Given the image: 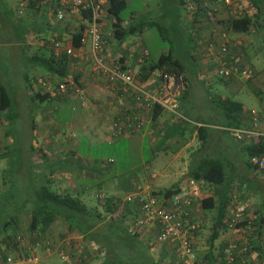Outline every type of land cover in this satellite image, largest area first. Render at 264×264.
I'll use <instances>...</instances> for the list:
<instances>
[{"label":"crops","instance_id":"0c3cea01","mask_svg":"<svg viewBox=\"0 0 264 264\" xmlns=\"http://www.w3.org/2000/svg\"><path fill=\"white\" fill-rule=\"evenodd\" d=\"M20 1L21 0H13V2L10 4L9 0H0V55H3L5 57H9L11 53H13L12 57L18 55L19 59H21L22 65V69L20 71H17L19 83H15L10 89L4 83L8 84L10 82L12 83L13 81V78H11V76L14 75L11 60L8 62L9 67H4V69H0V84L6 88L8 95L11 98V103L17 113V118L20 115L21 104L26 103L29 106V104L32 103L28 98L29 91L26 89L27 86L25 83V77L30 83L29 88H31L32 90H36L39 88L45 90V88L42 87L40 80H46L48 82V85H50L51 87L60 81L47 74H44V72L40 68L36 67L30 60V57L34 56V53L43 50V48L45 47L44 43L42 42L43 39H50L51 36H56L58 39H60L59 41L62 46H69L70 33L81 23H84L85 26L82 32L85 36L86 28V22L81 18L78 12H73L70 14L66 13L61 23L59 21L52 20L53 16L44 8L24 7L21 13L22 15H19L16 13V10L19 7ZM106 1L107 0H105L104 3H106ZM255 1L258 2V5L260 4V13L256 12V9L250 3V0H230L229 5H225V3H223L221 0H217V10L215 14L211 17H205L199 11L190 12V15H185L186 11L184 7L187 4L188 0H183L182 5L180 4V0H155L150 3H147L146 7L141 10H135L130 12L129 16L124 18L123 22L125 25L130 20L136 19V17L138 16L141 17V15L144 16L146 12H148L153 16V18L145 17V20L157 21L155 19L154 12L157 11L159 6H163L164 8H166V17L168 19L169 24H166L167 20L163 21L165 18V15L163 14H161L160 16L156 14V17H158L159 19V21L157 22H159L162 26L166 28L168 35L170 34V37L172 39L175 38L174 40L176 42L170 44L168 48L164 50H159L157 56L161 53H166L169 50L172 51L174 56L178 58L183 65L182 76L185 78V87L182 93H180V95L177 97L176 109L174 112L165 109L158 110L154 115L151 114V117L145 122L139 132L133 134H138L140 139H145L147 142L148 149L151 152H153L155 149H159L164 152L171 150L173 158H180L181 166L183 167L180 173H182L183 176L175 184L180 185L184 182L188 168L202 156L201 154L195 155L193 153L194 151H192L191 148V142L196 137L195 127L205 126L206 130H210L209 134H212L211 132L213 129H216L220 132L223 131L222 129H224L223 119L216 108H213L211 111L214 113H216L215 111H217L216 115L219 114V117L221 118L220 122L204 123L201 120H195L194 118L189 117L187 110L188 105L184 102V99H186V94L190 88L189 80L192 75L196 77L197 74H202V77L199 78L203 79H206V76L209 77V79L214 76L218 78V75L215 71V59L211 53L207 52L206 45L207 42H209L210 40L215 45H218L220 43V33L223 31H225V33L227 34L226 36L229 39L228 49L231 56V61H238V58L239 56H241L244 49L243 47H241V42L237 39L244 40V37L250 35L251 32L256 33V29H261V27H259L260 21H264V0ZM8 11H12L11 19L10 17L8 19L6 18V15H9ZM241 12H245L247 15H250L253 18L254 26L250 28L246 33H233L230 30H227L225 26V21L228 19V17H230L233 13ZM102 17L104 20L102 26L103 34L107 39L110 35V21L112 19H110L109 16L105 13ZM160 19H162V23ZM146 28L148 27H144L140 32H135L133 34L128 35L121 44H114L113 49L111 48L112 50L106 47V49L104 50V54L105 56L108 55L109 58H112L113 56L115 57L118 52L123 50V62L132 71L136 80H138L142 87L146 89H154L158 86L159 83L157 71L150 72L149 74H147L145 79H139V75L141 74V67L143 66L144 62L149 63L148 61L154 60L150 59V52L148 51L147 45L143 39V34ZM83 44L84 45L81 49L84 51V53H86L89 48L88 40L86 39V37L84 39ZM138 52H144L146 54L147 58L143 62L138 60ZM65 72L67 76L66 78H71V76H75L76 78H78V81L83 82L82 87H80L82 94L80 95V97H75L72 94H68L64 97H60L58 100H65L69 98L74 99L75 101L71 100V102L73 103V108L75 112H77V114L81 112L82 116H85L84 113L86 111H101L100 113L94 114L95 120H98V124L96 127L98 130L97 133H104L106 137L108 136L113 139L120 137L111 134L110 125L113 117L121 112V108L123 106L118 96V90L113 91L108 89L105 82L101 78L93 76L88 63H81L75 58L69 61L66 66ZM259 73H261L262 77L264 78V67L263 69L261 68L259 70ZM243 79L244 78L240 77L234 78L233 80L239 81L237 82V84L235 83V81H229L227 83H223L221 81L223 84L222 88L224 89V91H226L225 93L232 94L239 89L238 84H240L241 80ZM202 82L203 83L200 84L206 90V86H208L209 80L206 79ZM201 85H199V88H202ZM205 92L207 94V91ZM225 93H218L213 95L225 97L227 96ZM87 96L91 97V101H86ZM206 100L209 101V98ZM27 105H24L25 108ZM241 114L243 120L244 118H246V120L250 119V115H248L247 112L243 109V106ZM2 115V112H0V126L5 125V121L3 120ZM29 118L30 117L28 116V119ZM41 118H43L42 115ZM31 123H34V128L31 130V133L35 135V122L31 120ZM101 125H104V127L100 129ZM248 129H253L258 132L252 126H250V128ZM169 132L170 135L168 134ZM6 133L8 134L7 131H4L0 128V142H2V138L6 135ZM261 133L264 134V132ZM185 134H187V136H185ZM228 134L232 138H234L231 132ZM209 137L211 136L209 135ZM157 144L159 146H157ZM170 144L171 146H169ZM237 147L240 148V143L237 145ZM197 149L199 152L200 148ZM46 154H49L50 156L52 155V153L50 152H46ZM63 154V151H59L58 157L63 158ZM65 154L66 156H68L67 152ZM71 154L74 153L72 152ZM3 155L4 151L1 150L0 156ZM67 159L68 157L66 158V160ZM108 159L110 161L105 164L109 165V163H112V159ZM103 163L104 161L101 164ZM222 163L224 165V170L228 178V184L218 187V191H220L218 192V195L219 193H222V196L223 194H226V191L228 193L230 190L236 194V191H234L233 189H235V187L238 188V185L236 182H232L233 180L231 179V176H235V172L233 170H230L228 166H225L223 161ZM78 165L81 168H86L85 170L80 172L81 174H86L87 169H90L89 172L91 171V174H93V172H101L105 168V166L102 167L103 165L99 167L94 165V162L92 160H90L89 162L86 161L85 163L78 162ZM78 165L76 163L65 164L62 162L60 164V167L62 166L63 169L61 171H59V169L57 171L55 170L54 172H52V174H59V177L61 176V174L67 175L72 172V170ZM132 167L138 168V165L135 164L132 165ZM112 171L117 170L112 168L110 172ZM76 173H78V171H76ZM100 174L104 176V179L97 180V182L102 184L105 183L108 179V181L111 182V187L114 188L111 191H106V194L108 195H114L120 198L121 196H119L116 192L117 190L121 189L125 196L128 192L132 190V187L135 184L133 183L134 178H118L115 174L109 175L107 176L108 178H105L104 173L101 172ZM88 179L89 176H87V180ZM115 179L117 180L114 182ZM87 180L84 181L87 182ZM84 181L81 182L80 189L78 190H83L84 188H86ZM215 189L217 188L212 185L205 184L202 187L201 196L214 194ZM103 194L104 193H102V195ZM228 204L229 203H227L225 206V216L230 211ZM29 206L30 203L27 202V200L25 199L21 202H18L16 209V217H11L14 219V221L17 222L16 230H18L19 234H22L23 237H26L27 240H24L22 244L14 243V246H12L11 238H13V236L11 238L10 234H5L4 236H2L0 239V264H3L7 257L10 258V261L7 264H11L13 261H18V259L19 261H22V259L24 258V260H27L29 254L35 255L38 262L39 255H43L47 252H50V250L47 251L45 249L46 247L44 244L46 240L49 241L50 245L53 246V249L54 247H57V249L59 248L61 250L66 251L67 260H70L72 262L76 260L79 262H85L87 260V258H82V252H85L86 249L89 253H91L93 250V246L87 244L81 238V234L76 231H65V236L60 241H56L57 237H55V235H58V232L55 229L57 228V225L53 224L47 230H45L42 236L39 237L36 235L39 238H36L35 240L36 236H32L28 233L29 231L26 230V224L29 219ZM215 212L216 211L214 208L207 210L200 209L201 224L193 234L194 250L199 258L208 260V263L210 264H224L222 249L230 242H236L237 244L243 243L246 237L242 231L235 232L231 228L227 227L224 230H220L218 232L217 237L212 241L211 244L207 243L203 238V234L209 232V228L211 227V224L214 218L216 217ZM247 213L248 212L245 213V216H247ZM247 226L248 225H245L243 226V228ZM253 244L258 246V249L254 248L252 251H250L246 255H242L240 258L234 257V260L231 264H264L263 247H260V244L258 243ZM73 247H78V249H80L76 252L78 255H80L77 259L76 257L71 256L73 253L72 249H74ZM157 247L165 250V253H160L158 256L152 253L151 256L157 262H161V260L164 261L165 259L167 261L168 257L165 256H168V250L166 249V247L164 245H157ZM21 250L23 254H27L28 256H23L20 253ZM149 251L153 252L152 248H150ZM242 260L243 262H241Z\"/></svg>","mask_w":264,"mask_h":264},{"label":"rangeland","instance_id":"374dc122","mask_svg":"<svg viewBox=\"0 0 264 264\" xmlns=\"http://www.w3.org/2000/svg\"><path fill=\"white\" fill-rule=\"evenodd\" d=\"M9 1L10 4L13 2V0ZM152 1L155 0H126L127 6L123 14L128 15L130 11L141 10L146 7L147 3ZM156 14L159 16L161 14L165 15L163 21L167 20L166 24H169L166 17V8L159 6L157 11L154 12L155 19L159 21ZM141 17L153 18L148 12L144 16L141 15ZM160 21L161 23L163 22L162 19ZM259 27H261L260 30L256 29V33L251 32L250 35L244 37V40L235 38L241 42V47L244 49L239 63L250 68L253 67L252 78L241 80L240 84H238L239 89L232 94H228L225 93L226 91L222 88L223 84L217 77L214 76L209 79L206 76L209 84L205 90L201 84L206 79L199 78L202 77V74H197L196 77L192 75L193 77L191 76L189 80L190 88L186 94V99H184L185 104L188 105L187 110L190 118L201 120L204 123L220 122L221 118L219 114L216 115L217 111H215L216 113L211 111L216 107L206 100L208 98L205 91L212 94L225 93L232 99L239 101L247 114L253 109L255 114L249 116L250 123L253 122L252 117L254 118V126L252 124L251 126L260 132L259 134L264 132V78L259 73V70L264 67V21H260ZM168 36L169 38L167 40L161 39L156 26L146 28L143 39L150 52L151 60L157 57L159 50H164L170 44L176 42L174 40L175 38L172 39L170 37V34ZM12 54L9 57L0 55V69L9 67L8 62L10 60L12 62L14 75L11 78H13V81L8 84L4 83L9 89L15 83H19L17 71L22 69L21 59H19L18 55L12 57ZM237 82L239 81H235L236 84ZM199 85L202 88H199ZM90 99L91 97L87 96L86 101H91ZM71 100L75 101L72 98L65 100L48 99L41 103L29 104V106L26 103H22L18 118L10 120L9 123L5 121V125L0 126L1 129L8 132V134L6 133L3 136L2 142H0V152L1 150H5L6 152L3 156H0V239L5 234L12 235L14 231V226L7 225L4 228L1 227V222L9 217H16L17 203L23 201V198H31L37 185H48L50 189L59 193H79L81 199L87 206L101 211V203L97 199L99 197L97 194L102 195V193L114 189L111 187V182L108 179L102 184L97 182V180L104 179V176L100 174L101 172L104 173L105 178L114 174L118 178H134L133 183L139 184L142 187L148 186L153 191L167 188L182 178L183 175L180 173L183 168L181 166V160L180 158H173L171 150L164 152L155 149L151 152L148 149L146 140L140 139L138 134L120 136L113 139L108 136L106 137L104 133H97L98 130L96 127L98 120H95L94 114L100 113L101 111H86L84 113L85 116H82L80 112L78 115L73 108ZM24 105H27L26 108ZM41 115L43 118H41ZM28 116L30 117L29 119ZM150 117L151 114L149 115ZM31 120L35 122V135L31 133ZM102 127L104 125H101L100 129ZM209 131L206 130L207 135L203 145L200 144L197 136L192 140V151H194L193 153L195 155L201 154L202 156L218 157L224 162L225 166H228L230 170L235 172V176L232 177V182H236L239 185L238 188L235 187L233 190L236 191L238 199L243 196L241 201L246 203L247 214L251 217L258 207L264 208V178L261 173H256V171H252L245 166V151L237 147L239 143L234 138L228 133L220 132L216 129L212 130V134H209ZM31 145L36 148H42L44 152H50L52 155L44 154L46 160L43 158L41 159V163L34 164L33 155L35 149L32 150L30 148ZM157 146L159 145L157 144ZM197 148H200L199 152ZM59 151L64 152L63 158L58 157ZM66 152L68 156H66ZM72 152L74 154H71ZM67 157L68 159L66 160ZM108 158L112 159V163H109V165L105 164ZM90 160L94 162V165L98 167L103 165L102 167L105 166V168L101 172H93V174H91V171L89 172L90 169H87L86 174H81L80 172L86 168L76 166L67 175L61 174L60 177L59 174L49 175L51 171L54 172L58 169L61 171L63 169L62 166L60 167L62 162L65 164H73L78 162L85 163ZM103 161L104 163L101 164ZM135 164L138 165V168L132 167ZM112 168L117 171L110 172ZM87 176H89L88 180ZM84 180H87V182ZM83 181L86 188L78 190ZM116 193L121 196L120 200H122L124 197L123 191L119 189ZM232 194L230 190V199ZM123 225L126 231H128L126 221H124ZM55 230L58 232V235H55L57 237L56 241H60L65 236V227L57 226ZM115 230L114 228L107 227L101 232V235L110 242L113 241L115 245L114 250L116 251V263L124 261L125 259L131 260L133 253L126 248L123 240L119 238L121 236ZM203 235L205 239L207 232ZM91 246H93L91 253L86 249L85 252H82V258H87L85 262H79L77 260L72 262L67 260L66 251L57 249V247L53 249V246L50 245V252L39 255L37 263L106 264L104 263L106 261L104 250L98 249L96 245ZM150 248L153 251H149L150 255L154 253L158 256L165 251L157 247L156 244ZM77 250L80 249L78 247L72 249L73 253L71 255L72 257H76V259L80 256L76 253ZM61 251L64 253V258H61L59 254ZM20 253L24 256L22 250ZM24 259L22 261L18 259V261H13L11 264L16 262V264H30ZM160 263L166 264L167 261L166 259L164 261L161 260Z\"/></svg>","mask_w":264,"mask_h":264},{"label":"trees","instance_id":"16d2710c","mask_svg":"<svg viewBox=\"0 0 264 264\" xmlns=\"http://www.w3.org/2000/svg\"><path fill=\"white\" fill-rule=\"evenodd\" d=\"M96 1V0H94ZM206 1V4H210L212 0H188L187 4H193L194 10H187V4L183 5L185 8V15H190V12H197L199 11L205 17H211L206 14V8L203 3ZM183 0H180V4L182 5ZM250 3L256 9V12L260 13V4L255 0H250ZM127 6L126 0H107L104 5L102 4V11L103 14L109 16L110 19V35L106 39L105 35L103 34V17H100L101 23V30H102V38L104 40L103 44V52L108 47L110 50L113 49L114 44H121L125 38L133 34L135 32H140L144 27H153L156 26L160 33V38L167 40L169 38L168 32L164 26H162L157 21H146L143 17H136V19L130 20L127 24L124 25V18L128 15H124V10ZM26 8H41L35 6L32 1L28 0ZM17 11V10H16ZM47 11V10H46ZM9 15H6L8 19L12 16V11H8ZM132 12V11H130ZM129 12V13H130ZM198 12V13H199ZM81 18L86 22L90 18V8L87 9H80L78 12ZM21 14V13H20ZM19 14V15H20ZM54 16V12L50 13ZM133 14V13H132ZM194 14V13H193ZM22 15V14H21ZM103 16V15H102ZM131 16V15H130ZM19 19V18H18ZM63 21V20H61ZM60 21V23H61ZM85 24L81 23L78 27H76L70 33L69 39V46L73 49H77L78 47H83V42L86 36L82 32L84 29ZM225 26L227 30H230L233 33H246L250 28L254 26V20L250 15H247L245 12L241 13H233L228 19L225 21ZM225 32V31H224ZM87 39V37H86ZM56 36H51L50 39H43V43L45 47L43 50L34 53V56L30 57L31 62L38 68H40L44 74H47L53 78H56L60 81L64 80L66 76V66L70 60L73 58L77 59L82 63V60H79L77 57L71 56L66 54L64 50H58L56 53L54 51L53 44L54 42L60 43ZM88 40V39H87ZM112 48V49H111ZM229 45H227V53L225 55V59L229 63V65L233 64H240L239 56L238 61L232 62L231 56L229 53ZM123 50L118 52V54L112 58H109L108 55L105 56L106 61L110 64H116L120 69H127L130 70L123 62ZM146 54L143 52H138V60L143 62L146 59ZM149 63L144 62L143 66L141 67V74L139 75V79H145L147 74L152 71H157L158 73H168L172 74L176 77H180L183 82V90L185 87V78L182 76V69L183 65L181 61L174 56L172 51H168L166 53L159 54L156 59L153 61H148ZM232 62V63H231ZM88 63V62H85ZM89 64V63H88ZM90 68V64H89ZM131 71V70H130ZM251 71L252 68H251ZM132 73V71H131ZM133 74V73H132ZM218 80L222 81L223 83L235 81L233 80L234 77H222L218 73ZM253 75V73H252ZM252 75L250 78H252ZM101 78L104 81L103 77ZM71 79L79 86L82 87L81 81H78V78L75 76H71ZM133 79L136 78L133 75ZM138 82V80H136ZM105 82V81H104ZM26 89L28 92L29 100L34 104L41 103L48 99H59L60 97L54 96L50 98L47 91L44 89H36L32 90L30 87V83L25 77ZM139 83V82H138ZM106 84V83H105ZM140 84V83H139ZM117 85V83L115 84ZM43 87V86H42ZM29 88V89H28ZM44 88V87H43ZM110 90H118L116 86L113 89L107 87ZM182 90V91H183ZM182 91L180 93H182ZM180 95V94H179ZM207 96L209 98V102L216 107L218 113L223 119V131L225 133H230L229 131L232 129H248L251 126L250 120H246V118H242V105L239 101L232 99L231 97L225 96L220 97L217 95H213L210 92H207ZM31 103V104H32ZM161 108L158 106L153 107L151 114L154 115L158 110ZM0 112H2L3 120L6 123H9L10 120L17 118V113L11 103V98L8 95L6 88L0 84ZM249 114V113H248ZM250 115V114H249ZM114 118V117H113ZM34 128V123H31L30 129ZM196 136L200 140V144L203 145L205 142L206 127L205 126H196ZM170 135V132L168 133ZM235 138V137H234ZM236 139V138H235ZM240 143V148L245 151V159L244 164L246 167L250 168L252 171H256L254 167L250 164L249 158L251 156H260L264 155V134H258L256 136L245 138L243 140H237ZM32 150L35 149V153L33 155V161L37 163H41V159L46 160V152L42 150V148H36L34 146H30ZM4 150V154H5ZM45 154V155H44ZM109 161H106V163ZM47 164V162H46ZM78 165V163H76ZM78 167H80L78 165ZM53 171L49 172V175L52 174ZM256 173H260L257 172ZM262 174V173H261ZM264 178V174H262ZM233 176H231L232 179ZM186 178H194V179H201L206 184L212 185L215 188L214 194H208L206 196H201L199 200V207L202 210L207 209H215L216 217L214 218L211 227L209 228V232L205 235V241L209 244L217 237L218 232L220 230H224L227 228V222H225V206L230 201L229 192L226 194L219 193L218 195V187L224 186L228 184V178L224 170V165L222 161L216 157H208V156H201L197 159L193 165H191L186 173ZM184 179V180H185ZM181 185V184H180ZM180 185L174 184L167 188H163L158 191L152 192L156 194L162 195H170L174 190H176ZM239 185V184H238ZM99 196V194H97ZM240 199L238 200H242ZM25 198H23L24 200ZM101 203V211H98L94 207L87 206L80 197L79 193L75 194H67V193H59L49 188L48 185H37L33 191V196L27 197L25 200L30 203L29 206V219L26 224V230L29 231L28 233L32 236H42L51 225H57L58 227H65V231H76L81 234V238L89 245H96L98 249H103L105 252V259L104 263L106 264H161L154 260V258L149 254V249L151 246L154 245L153 241L151 240L148 234H145L142 231H135L134 233H129L126 231L123 223L125 219L129 218L132 214L131 207L126 203H121L120 198L114 195H108L106 193L103 194V198H97ZM224 217V219H223ZM7 225L14 226L13 234L10 236L11 238V245L14 246V243L22 244L24 240H27L26 237H23L22 234H19V231L16 230L17 222L14 221L13 218L9 217L6 220L1 222V227L6 228ZM245 225L249 226L250 233L246 235L247 237V244L245 255L252 251L254 248L258 249V246L254 245L253 243L260 244L257 237L258 234L264 225V208L261 207L255 211L252 217L244 216L242 220H239L235 223V226L243 227ZM111 227L116 229L115 231L121 236L124 245L126 248L133 253V257L131 260L125 259L124 261H120L116 263V251L114 250L113 241L107 240V238H103L101 232L104 231L105 228ZM16 232V233H15ZM35 237L39 238V237ZM121 241V240H120ZM44 242V241H43ZM50 247L49 241H45V247ZM262 247L261 245H259ZM167 252V251H166ZM165 253V251H164ZM168 257L170 254L167 252ZM26 257L27 254H24ZM204 260V259H203ZM208 262V260H205ZM132 262V263H130ZM167 264V263H166Z\"/></svg>","mask_w":264,"mask_h":264},{"label":"built area","instance_id":"2783aa9c","mask_svg":"<svg viewBox=\"0 0 264 264\" xmlns=\"http://www.w3.org/2000/svg\"><path fill=\"white\" fill-rule=\"evenodd\" d=\"M37 6L46 9L49 13L54 12V20L61 21L66 13L79 12L80 9L90 8V18L85 28V36L88 39V51L84 53L81 47L73 49L70 46H62L54 42L55 53L58 50H64L66 54L77 57L82 62L90 64V70L95 77H103L106 86L113 89L118 88V96L121 104V112L115 115L111 121V134L114 136L131 135L141 130L145 122L149 119L153 107L158 106L171 112L175 111L177 97L183 90V82L180 77L168 73H158V86L154 89H146L133 79L130 70H123L116 64H110L106 61L103 52L104 40L100 17H102V4L105 0H30ZM217 0H212L206 8V14L211 16L217 10ZM225 5L230 4V0H221ZM28 0H21L16 11L22 13ZM187 10H194L193 4H187ZM223 31L220 33V43L215 45L211 40L207 42L206 50L211 53L215 59L216 73L222 77H234L248 79L252 75L251 68L243 64L229 65L225 59L227 53L228 38ZM40 83L48 92L50 97H64L72 94L80 97L81 88L71 78H66L57 82L54 86L48 85L46 80H40ZM117 83V85H115ZM250 115L255 111L250 110ZM252 125L254 118L252 117ZM232 135L237 140L247 139L258 135L253 129H232ZM106 161H110L107 159ZM250 164L257 172L264 174V155L251 156ZM206 183L201 179L186 178L184 182L174 190L170 195L156 194L148 187L134 184L132 190L128 192L121 203L128 204L132 209V214L125 219L128 226V232L142 231L148 234L154 244L164 245L170 256L167 264H210L199 258L194 250L193 234L201 224L199 200L201 198L202 187ZM233 193V192H232ZM103 198V195H99ZM229 213L225 216L227 226L235 232L242 231L245 234L250 233L249 226L243 228L235 226V223L242 220L247 212L245 202L238 200L237 195L233 193L230 199ZM260 245L264 249V225L262 226L258 237ZM247 237L243 243L230 242L222 249L223 263L231 264L234 257L240 258L245 254ZM47 251L50 247L45 248ZM61 258L64 253L59 252ZM244 260V259H243ZM243 260L241 262H243ZM10 258H6L3 264H7ZM30 264H38L35 255L27 257ZM255 264V263H248Z\"/></svg>","mask_w":264,"mask_h":264}]
</instances>
